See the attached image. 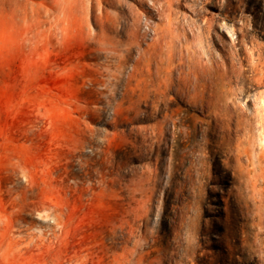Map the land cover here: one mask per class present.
<instances>
[{
	"label": "rangeland",
	"instance_id": "obj_1",
	"mask_svg": "<svg viewBox=\"0 0 264 264\" xmlns=\"http://www.w3.org/2000/svg\"><path fill=\"white\" fill-rule=\"evenodd\" d=\"M54 4L0 0V264H264V0Z\"/></svg>",
	"mask_w": 264,
	"mask_h": 264
},
{
	"label": "bare ground",
	"instance_id": "obj_2",
	"mask_svg": "<svg viewBox=\"0 0 264 264\" xmlns=\"http://www.w3.org/2000/svg\"><path fill=\"white\" fill-rule=\"evenodd\" d=\"M71 5L72 0H55L53 10H51L54 12L56 17V19L54 18L56 22L53 20V23L60 24V22H64L69 10L71 9Z\"/></svg>",
	"mask_w": 264,
	"mask_h": 264
}]
</instances>
